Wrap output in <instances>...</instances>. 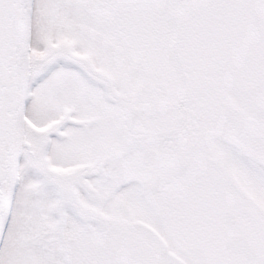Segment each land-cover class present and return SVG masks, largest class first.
<instances>
[{"label":"snow or ice","instance_id":"1","mask_svg":"<svg viewBox=\"0 0 264 264\" xmlns=\"http://www.w3.org/2000/svg\"><path fill=\"white\" fill-rule=\"evenodd\" d=\"M0 264H264V0H0Z\"/></svg>","mask_w":264,"mask_h":264}]
</instances>
